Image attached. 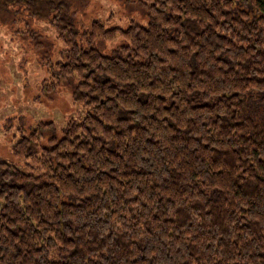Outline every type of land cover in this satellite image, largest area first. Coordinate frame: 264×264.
Segmentation results:
<instances>
[{"label": "trees", "instance_id": "trees-1", "mask_svg": "<svg viewBox=\"0 0 264 264\" xmlns=\"http://www.w3.org/2000/svg\"><path fill=\"white\" fill-rule=\"evenodd\" d=\"M87 1L0 0L67 44L41 93L90 108L19 130L32 171L0 160V264H264V0H137L145 24L80 28Z\"/></svg>", "mask_w": 264, "mask_h": 264}, {"label": "rangeland", "instance_id": "rangeland-1", "mask_svg": "<svg viewBox=\"0 0 264 264\" xmlns=\"http://www.w3.org/2000/svg\"><path fill=\"white\" fill-rule=\"evenodd\" d=\"M93 19L102 21L105 26L126 27L132 20L145 24L147 15L137 0H88L77 13L78 25L87 27ZM1 21L0 160L18 164L30 172L32 170L26 162L19 161L11 153V144L18 137L19 130L28 131L39 121H52L53 129L43 131V141L50 134L60 135L67 120L81 119L90 108L73 102L67 85H60L49 95L40 91L41 83L50 74L42 58L57 60L59 51L67 45L59 39L48 19ZM121 40V37L111 41L98 40L95 46L107 53ZM39 42L43 44L41 52L37 49Z\"/></svg>", "mask_w": 264, "mask_h": 264}]
</instances>
